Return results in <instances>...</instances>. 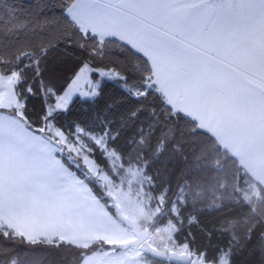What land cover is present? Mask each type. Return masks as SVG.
Here are the masks:
<instances>
[{"label":"snow or ice","instance_id":"snow-or-ice-1","mask_svg":"<svg viewBox=\"0 0 264 264\" xmlns=\"http://www.w3.org/2000/svg\"><path fill=\"white\" fill-rule=\"evenodd\" d=\"M67 59L76 67L63 86L52 66ZM240 63L264 74V0H0V199L14 183L37 195L67 193L73 171L89 183L82 161L96 162V152L107 159L126 146L146 155L153 137L160 148L175 143L182 113L172 96L220 92ZM105 81L131 104L126 113L116 101L97 103ZM74 97L92 107L66 124ZM32 98L39 111L29 109ZM248 219L241 210L232 225ZM244 231L238 247L230 236L215 251L239 256L256 229ZM18 239L39 242L0 221V264H21ZM257 251L264 235L248 258ZM219 264L230 262L220 256Z\"/></svg>","mask_w":264,"mask_h":264},{"label":"trees","instance_id":"trees-1","mask_svg":"<svg viewBox=\"0 0 264 264\" xmlns=\"http://www.w3.org/2000/svg\"><path fill=\"white\" fill-rule=\"evenodd\" d=\"M21 2L27 7L28 0ZM51 2L57 4L59 0ZM75 67L76 62L71 59L55 61L52 74L57 83L66 86L73 77ZM113 101L122 105L115 109L118 113H126L131 107L127 98L121 96L116 82L105 81L103 96L97 103L103 105ZM28 107L39 111V98H32ZM91 107L82 99H74L72 115L66 118L65 123H71ZM179 125L182 136L178 135L175 143L165 144L163 148L157 145V137H153L151 149L146 155L140 154L139 147L130 154L126 146H122V152H114L121 162L118 172H115L106 153L107 159L96 152V164L114 181H119L121 175H127L129 168L141 174L149 199L148 208L151 212L159 210L148 227L154 221L156 224L152 230L157 226L173 224L176 228L174 240L178 247H185L196 255L199 252L197 256L204 261L202 250L207 249L208 264H212L213 258L219 264L220 256L225 257L230 264H264V253L259 251L248 258L251 250L258 246L259 237L264 235V187L246 173L240 162L196 120L182 113ZM156 153L162 154L157 156ZM73 174L76 175L74 171ZM88 178L92 195L113 218L127 226L117 215L114 199L108 195L107 188L97 179ZM245 203L251 205L250 210L245 208ZM241 210L248 216V223L243 227H234L232 220L238 218ZM222 228L226 231L221 232ZM247 228H255L256 231L252 243L239 256L215 251L217 246L226 247L230 236L234 241L238 238V247L239 243L244 242V229ZM33 238L39 242L30 244L26 240L15 241L21 264H81L80 256L84 253L88 257L96 252L122 250L120 244L105 241L80 247L61 239ZM144 255L151 264H183L160 259L146 252Z\"/></svg>","mask_w":264,"mask_h":264},{"label":"crops","instance_id":"crops-1","mask_svg":"<svg viewBox=\"0 0 264 264\" xmlns=\"http://www.w3.org/2000/svg\"><path fill=\"white\" fill-rule=\"evenodd\" d=\"M172 102L264 187V74L240 63L233 67L222 91L182 92L172 96ZM68 187L67 193L37 195L15 183L6 186L0 199V220L26 236L61 239L80 247L96 241L119 244L128 238L120 223L74 178ZM88 259L86 264H129Z\"/></svg>","mask_w":264,"mask_h":264},{"label":"rangeland","instance_id":"rangeland-1","mask_svg":"<svg viewBox=\"0 0 264 264\" xmlns=\"http://www.w3.org/2000/svg\"><path fill=\"white\" fill-rule=\"evenodd\" d=\"M82 155L88 156L89 153L84 151ZM106 155L109 157L115 172H118V169L121 167V162L118 155L111 151L106 152ZM82 170L88 177L97 179L105 188H107L108 195L114 199L125 217L139 223L144 232L147 230L148 224L152 221L159 210L154 212L149 210V199L143 185L144 183L142 176L136 169L129 168L127 170V175H121L119 177V181H114L109 174L102 171L96 162H94V160L89 157L87 160L82 161ZM72 176L75 179L76 175L73 174ZM75 180L83 187V189L92 195V191L88 183H84L83 181L77 179ZM118 222L123 227L125 232H127L128 237L119 244L128 243L135 239L133 230L122 224L120 221ZM175 230L176 228L173 224L157 226L152 230L150 240L142 247H132L128 250L122 249L121 251L106 250L103 252H96L87 257L89 258L88 262L90 259L102 258L129 264H140L147 262L144 253L149 249L159 250L167 253H189L198 257L196 254L188 251L185 247L177 246L174 240ZM223 258L226 260L225 257Z\"/></svg>","mask_w":264,"mask_h":264},{"label":"water","instance_id":"water-1","mask_svg":"<svg viewBox=\"0 0 264 264\" xmlns=\"http://www.w3.org/2000/svg\"><path fill=\"white\" fill-rule=\"evenodd\" d=\"M114 206L117 210V215L119 218L129 227L133 230L135 234V239L128 243H122L120 244V247L124 250H128L132 247L140 248L145 243H147L152 235V228L156 224V221H154L144 232L141 225L135 221H132L131 219L125 217L119 208V206L116 204L115 201H113ZM148 254H151L157 258L169 260V261H176L183 264H205V261L201 258H198L194 256L193 254L189 253H179V252H162L159 250L149 249L147 250Z\"/></svg>","mask_w":264,"mask_h":264}]
</instances>
